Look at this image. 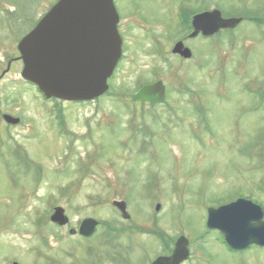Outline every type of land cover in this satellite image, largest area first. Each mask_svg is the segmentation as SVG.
<instances>
[{
  "label": "rangeland",
  "instance_id": "obj_1",
  "mask_svg": "<svg viewBox=\"0 0 264 264\" xmlns=\"http://www.w3.org/2000/svg\"><path fill=\"white\" fill-rule=\"evenodd\" d=\"M55 1L0 0V73L11 60L0 77V113L20 120L8 126L0 116V264H149L165 248L148 234L156 230L190 240L182 264H264V249L231 251L204 225L206 208L237 196L264 207V22L201 40L200 73L175 75L150 49L127 50L107 94L55 102L21 79L12 59ZM123 1L145 16L155 7ZM218 7L259 8L255 17H264V0H201V9ZM180 76L188 89L169 90L160 105L130 100L145 82L167 87ZM113 200L126 202L128 219ZM54 206L66 226L49 221ZM85 217L98 220L94 233L71 234Z\"/></svg>",
  "mask_w": 264,
  "mask_h": 264
},
{
  "label": "water",
  "instance_id": "obj_2",
  "mask_svg": "<svg viewBox=\"0 0 264 264\" xmlns=\"http://www.w3.org/2000/svg\"><path fill=\"white\" fill-rule=\"evenodd\" d=\"M240 19H223L216 11L204 12L201 31L211 34L220 27H233ZM116 22L111 0H58L18 43L23 62L21 76L35 83L47 97L87 100L101 95L107 90L106 80L120 55ZM194 27H199L198 17ZM133 98L160 101L164 86L160 81L143 86ZM114 204L123 217H128L124 202ZM207 212V227L218 229L232 248L241 249L251 243L264 246L262 210L250 200L238 198L218 208L209 207ZM50 219L58 224L67 221L60 207L54 208ZM95 225L94 219H84L79 233L87 236ZM187 255V240L179 237L171 255L158 257L152 264H178Z\"/></svg>",
  "mask_w": 264,
  "mask_h": 264
},
{
  "label": "flooded vegetation",
  "instance_id": "obj_3",
  "mask_svg": "<svg viewBox=\"0 0 264 264\" xmlns=\"http://www.w3.org/2000/svg\"><path fill=\"white\" fill-rule=\"evenodd\" d=\"M114 1L116 6L121 5L119 8L117 7L119 16L117 30L122 42L121 60L127 50H132L133 53L141 55L150 49L147 52L151 57L163 61L169 59L167 67L169 71L176 72L175 75L180 72L181 76L197 73L195 71L201 72V39L213 38L214 40L217 36H201V27L196 33L192 34L194 32L192 27L193 17L206 10L205 8L201 9V0H152L155 7L149 16L143 15L142 13L145 14V12L139 11L138 8H132L129 1ZM142 2L144 0H139L137 4ZM134 31V36L131 39L133 49H127V44H129L127 33L130 32L131 35ZM144 41L149 42L148 47L144 46ZM176 43H180L189 50V57L173 52ZM141 50L144 51L141 52ZM153 71L157 72L155 68ZM181 76L168 84L169 87L174 90L186 89L187 80H182ZM166 92L167 87L165 86V94ZM191 106L194 107L193 104ZM148 234L156 236L154 233ZM170 241L171 238H168V243ZM161 254L166 253L162 252Z\"/></svg>",
  "mask_w": 264,
  "mask_h": 264
}]
</instances>
